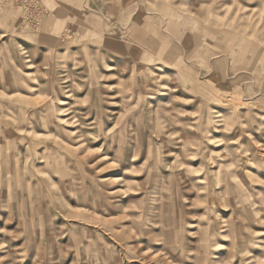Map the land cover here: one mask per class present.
<instances>
[{
	"label": "rangeland",
	"instance_id": "374dc122",
	"mask_svg": "<svg viewBox=\"0 0 264 264\" xmlns=\"http://www.w3.org/2000/svg\"><path fill=\"white\" fill-rule=\"evenodd\" d=\"M0 9L22 33L0 37V89L18 91L0 98V264H201L218 251L204 223H237L222 260L264 264V147L218 131L226 101L198 113L195 52L139 56L118 20L99 32L60 7L57 29L48 0Z\"/></svg>",
	"mask_w": 264,
	"mask_h": 264
},
{
	"label": "crops",
	"instance_id": "0c3cea01",
	"mask_svg": "<svg viewBox=\"0 0 264 264\" xmlns=\"http://www.w3.org/2000/svg\"><path fill=\"white\" fill-rule=\"evenodd\" d=\"M48 1L52 2L54 8L48 20L51 19L57 29L60 17L55 16L54 11L59 13L60 7L69 13L71 20L84 13L90 29L99 32L104 31L114 19L118 20L127 27L132 37V46H129L139 56L152 55L155 60H171L174 56L177 58L178 53H181V58H189V53L195 52L198 91L202 87L196 97L198 113L201 114L200 100L226 101L229 106L220 105L210 109L214 113L218 131L226 132L229 143H232L241 127L250 132L258 146L264 147V0ZM83 3L88 4L87 7L82 8ZM61 4L68 6L61 7ZM8 20L6 13L0 9V37L22 34L17 28L10 29ZM14 41L24 50L31 49L19 37L7 43L13 46ZM19 67L20 64L15 66L14 73ZM7 77L10 83L15 82L11 73ZM14 91L6 93L0 89V98L12 99L18 94L17 90ZM202 114H205L204 105ZM245 141L248 143V139L245 138ZM231 146L235 147L234 144ZM233 161L236 164L234 159L228 163ZM191 224L190 227L198 226L197 223ZM236 224L232 223L231 229L227 228V223L203 224L201 228L205 231L200 240L196 239L198 245L202 241L212 243V246L218 247V251L212 253L211 258L205 257L202 252L204 256L201 264H229L224 261L227 255L234 257L241 251L235 246L239 243L240 234L236 231ZM247 225L251 227L252 223ZM261 229L264 235V229ZM240 238L243 240L245 235H240ZM260 242L264 243V240ZM223 248L226 250L223 251Z\"/></svg>",
	"mask_w": 264,
	"mask_h": 264
},
{
	"label": "built area",
	"instance_id": "2783aa9c",
	"mask_svg": "<svg viewBox=\"0 0 264 264\" xmlns=\"http://www.w3.org/2000/svg\"><path fill=\"white\" fill-rule=\"evenodd\" d=\"M28 9V8H27ZM39 11V10H38Z\"/></svg>",
	"mask_w": 264,
	"mask_h": 264
}]
</instances>
